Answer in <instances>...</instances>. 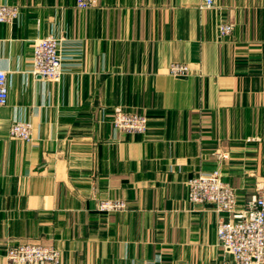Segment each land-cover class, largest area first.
<instances>
[{"label":"crops","instance_id":"obj_1","mask_svg":"<svg viewBox=\"0 0 264 264\" xmlns=\"http://www.w3.org/2000/svg\"><path fill=\"white\" fill-rule=\"evenodd\" d=\"M215 2L0 0L21 13L0 24V264L20 244L53 246L61 264H233L217 240L226 215L190 204L188 182L220 170L241 207L264 182V0ZM48 37L66 58L58 82L32 74ZM116 108L146 115L147 132L115 130ZM16 121L31 142L10 136ZM104 199L129 210L100 213Z\"/></svg>","mask_w":264,"mask_h":264},{"label":"built area","instance_id":"obj_2","mask_svg":"<svg viewBox=\"0 0 264 264\" xmlns=\"http://www.w3.org/2000/svg\"><path fill=\"white\" fill-rule=\"evenodd\" d=\"M99 0H77V7L90 10ZM203 8L217 10L215 0H204ZM19 6L0 5V24H12L20 17ZM235 25L223 17L217 24L219 39L230 37ZM66 58L61 43L54 37L39 40L34 47L32 74L45 81L58 82L66 72ZM168 73L174 78H187L192 70L187 64L172 63ZM9 101V84L6 72H0V106ZM115 130L125 133L145 134L149 119L140 113H130L116 108L112 114ZM13 139L24 142L33 140V126L16 121L10 129ZM215 157L220 162L229 155L218 150ZM187 201L194 206L211 205L217 214L226 215L217 227L218 246L231 258L233 264H264V182L257 186L256 193L244 206L239 205L235 188L223 180L220 170L201 173L189 180ZM97 210L103 214L129 210V204L119 199H104L98 202ZM62 252L53 246L13 245L7 252V264H61Z\"/></svg>","mask_w":264,"mask_h":264}]
</instances>
